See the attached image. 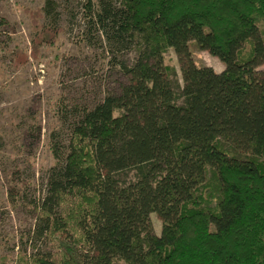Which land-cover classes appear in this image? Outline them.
Instances as JSON below:
<instances>
[{
  "label": "trees",
  "instance_id": "1",
  "mask_svg": "<svg viewBox=\"0 0 264 264\" xmlns=\"http://www.w3.org/2000/svg\"><path fill=\"white\" fill-rule=\"evenodd\" d=\"M51 3L21 8L32 36L29 54L10 53L15 68L55 46L62 29L40 22ZM85 8L107 51L136 57L118 61L128 79L118 93L91 107L51 103L67 137L52 132L32 234L56 254L32 253L26 264H264V0ZM193 49L223 71L190 62Z\"/></svg>",
  "mask_w": 264,
  "mask_h": 264
},
{
  "label": "rangeland",
  "instance_id": "2",
  "mask_svg": "<svg viewBox=\"0 0 264 264\" xmlns=\"http://www.w3.org/2000/svg\"><path fill=\"white\" fill-rule=\"evenodd\" d=\"M92 10L98 0H90ZM119 6L121 0H107ZM46 0H0V264H26L30 254H56L51 242L33 237L35 206L45 194L47 170L54 159L52 132L66 139L67 125L51 109L61 100L68 109L93 106L108 92L118 93L128 83L118 61L132 64L135 50L114 57L97 33L89 29L86 0H52L51 15L40 21L62 29L54 47L41 49L39 61L15 68L10 53L19 47L29 54L32 36L28 17L21 8H43ZM6 26L9 29H6ZM264 39V25L259 26ZM164 60L175 69L182 86L180 62L168 49ZM190 62L216 72L223 64L206 51L193 49ZM263 65L257 70H261ZM153 232L161 231L159 217L149 216ZM54 254V255H55Z\"/></svg>",
  "mask_w": 264,
  "mask_h": 264
}]
</instances>
